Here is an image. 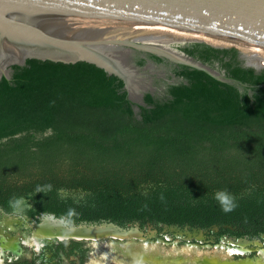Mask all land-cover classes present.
I'll return each mask as SVG.
<instances>
[{
  "label": "trees",
  "instance_id": "1",
  "mask_svg": "<svg viewBox=\"0 0 264 264\" xmlns=\"http://www.w3.org/2000/svg\"><path fill=\"white\" fill-rule=\"evenodd\" d=\"M171 47L229 81L135 51L137 67L144 55L172 74L137 104L92 64L12 65L0 79V208L19 200L73 226L200 229L215 243L264 234V69L234 49Z\"/></svg>",
  "mask_w": 264,
  "mask_h": 264
},
{
  "label": "water",
  "instance_id": "2",
  "mask_svg": "<svg viewBox=\"0 0 264 264\" xmlns=\"http://www.w3.org/2000/svg\"><path fill=\"white\" fill-rule=\"evenodd\" d=\"M185 43L234 49L244 66L264 69V0H0V79L8 80L10 67L26 60L84 62L121 80L127 98L142 104L150 88L131 60L139 51L229 81L169 48ZM32 227L36 242L101 241L100 264H264V237L215 243L200 229L68 226L53 216ZM237 253L255 255L235 258Z\"/></svg>",
  "mask_w": 264,
  "mask_h": 264
},
{
  "label": "flooded vegetation",
  "instance_id": "3",
  "mask_svg": "<svg viewBox=\"0 0 264 264\" xmlns=\"http://www.w3.org/2000/svg\"><path fill=\"white\" fill-rule=\"evenodd\" d=\"M172 45H169V48L177 51L171 47ZM134 52L131 56L133 63ZM138 57L144 59V65L140 68V73L150 88L146 92H155V79L165 80L166 76L172 77L170 66L154 64L144 55H139ZM148 65L151 66V72L147 68ZM27 210L20 208L5 210L0 208V264H100L101 251L99 249L101 247V241L48 238L44 239L43 242H36L34 238L35 229L32 226L40 224L45 217H56L52 214L36 213L35 211L31 213ZM57 219H61L68 226H73L65 218ZM139 230L145 231L144 228ZM226 237L235 240L243 239L245 241H251L261 239L264 237V234L252 238L246 236L237 238L224 236L223 238ZM206 238L207 240L214 241L212 237ZM232 249L238 251V248L234 247ZM254 255L255 253H237L235 258L253 257Z\"/></svg>",
  "mask_w": 264,
  "mask_h": 264
},
{
  "label": "clouds",
  "instance_id": "4",
  "mask_svg": "<svg viewBox=\"0 0 264 264\" xmlns=\"http://www.w3.org/2000/svg\"><path fill=\"white\" fill-rule=\"evenodd\" d=\"M214 198L217 199L221 205L223 210L228 211L230 210L231 207H233L234 205L231 203V196L230 195H226V192L223 190H218L213 194ZM10 204L13 205L14 209L19 207L20 201L16 200V201H10Z\"/></svg>",
  "mask_w": 264,
  "mask_h": 264
}]
</instances>
